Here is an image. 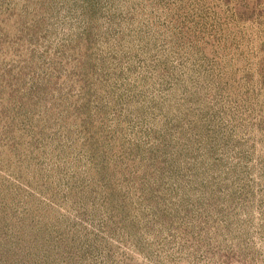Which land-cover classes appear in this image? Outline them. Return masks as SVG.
I'll return each instance as SVG.
<instances>
[{"label":"rangeland","instance_id":"374dc122","mask_svg":"<svg viewBox=\"0 0 264 264\" xmlns=\"http://www.w3.org/2000/svg\"><path fill=\"white\" fill-rule=\"evenodd\" d=\"M0 264H264V0H0Z\"/></svg>","mask_w":264,"mask_h":264}]
</instances>
